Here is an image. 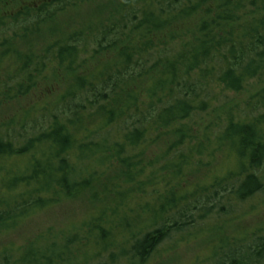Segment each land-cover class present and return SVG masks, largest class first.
Wrapping results in <instances>:
<instances>
[{
  "label": "trees",
  "instance_id": "1",
  "mask_svg": "<svg viewBox=\"0 0 264 264\" xmlns=\"http://www.w3.org/2000/svg\"><path fill=\"white\" fill-rule=\"evenodd\" d=\"M263 78L264 0H0V238L87 204L0 264H264V88L191 124Z\"/></svg>",
  "mask_w": 264,
  "mask_h": 264
},
{
  "label": "rangeland",
  "instance_id": "2",
  "mask_svg": "<svg viewBox=\"0 0 264 264\" xmlns=\"http://www.w3.org/2000/svg\"><path fill=\"white\" fill-rule=\"evenodd\" d=\"M85 10L87 11V7ZM263 88L264 78L252 81L246 90L240 94L226 93L221 98L220 103L216 105L215 108L209 112V114L203 115L202 118L193 120L191 124H195V131L198 132H202L208 125H215V128H219L223 124L226 119V115L229 112L244 108V106L249 102V99L260 92ZM200 175L203 176L205 173L202 172ZM194 180L195 178L193 177L192 181ZM202 180H205V178L202 177ZM254 204L257 205L255 206V211L252 213L250 212L251 214L248 216L239 217L238 220H234L231 223L232 227H228L230 229H227L225 234H232L233 228H253L264 223V203L258 199L253 203V205ZM86 208V203L78 202L55 208L51 211L37 215L19 227L15 232L0 238V249L4 245L12 243L15 245L24 244L28 239L34 237L37 233H40L50 227L58 228L60 226L62 228L69 223V221L83 217L86 213ZM238 208L241 209L240 206ZM248 208L246 209L248 210ZM235 222L239 223L234 224ZM214 237L215 236H213V238ZM211 246L212 240H210V238L204 237L194 239L188 244L178 246L164 260L157 261L154 264H195L197 261L202 262L209 256Z\"/></svg>",
  "mask_w": 264,
  "mask_h": 264
}]
</instances>
